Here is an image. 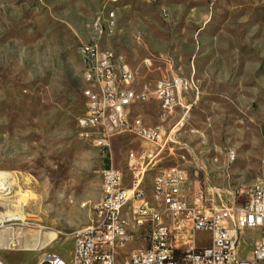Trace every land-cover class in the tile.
<instances>
[{"label": "rangeland", "instance_id": "obj_1", "mask_svg": "<svg viewBox=\"0 0 264 264\" xmlns=\"http://www.w3.org/2000/svg\"><path fill=\"white\" fill-rule=\"evenodd\" d=\"M90 39L123 56L130 87L152 88L171 74L191 81L147 166V186L157 168L177 166L228 204L234 191L264 181V0H0V171L14 176L0 211L19 201L24 216L0 220L19 238L16 248L0 241L7 264H41L48 252L67 258L73 232L101 198L106 159L130 187L127 153L152 147L112 134L105 154L79 136L85 83L76 48ZM132 110L159 124L155 100ZM49 233L57 239L34 249ZM140 246L138 235L119 259Z\"/></svg>", "mask_w": 264, "mask_h": 264}, {"label": "built area", "instance_id": "obj_2", "mask_svg": "<svg viewBox=\"0 0 264 264\" xmlns=\"http://www.w3.org/2000/svg\"><path fill=\"white\" fill-rule=\"evenodd\" d=\"M160 16L168 18L165 9ZM76 50L85 53L89 65V77H83L85 110L78 119L79 136L105 154L112 134L130 133L152 147L127 153L130 187L112 165L100 170L104 196L95 202L90 223L73 232L67 258L48 252L41 264H264V181L234 191L228 204L219 191L192 186L186 171L177 166L159 167L150 185L145 182L147 166L169 139L165 126L191 81L171 74L152 88L130 87L134 72L122 55L102 49L96 39L80 42ZM149 100L159 106L156 126L132 110ZM216 198L219 203H214ZM118 206H126L128 216H121ZM200 233L208 235L207 244H202L206 240ZM138 235L141 246L126 260L119 259ZM0 264L7 263L0 258Z\"/></svg>", "mask_w": 264, "mask_h": 264}, {"label": "bare ground", "instance_id": "obj_3", "mask_svg": "<svg viewBox=\"0 0 264 264\" xmlns=\"http://www.w3.org/2000/svg\"><path fill=\"white\" fill-rule=\"evenodd\" d=\"M167 17H168V14H167ZM78 54H79V57L82 61V65H83V77H89V65H88V61L85 59V53H79V51H78ZM84 138L86 139V137H84ZM100 176H101V187H102L101 197H103L104 196V177H103L102 173H100ZM13 178H14V176L10 172L0 171V198H4V199L6 197L8 198L7 194L11 193L12 188H13V181H12ZM10 205L11 206L9 209L5 208V210L0 211L1 222L13 221V220L23 221L24 216H23L22 212H20L19 201H13V203ZM93 208H95V205L93 206ZM93 208H92V210H93ZM118 213H121V216H128V208H126V206H118ZM14 231L3 230V229H2V231L0 230V241H1V246H3V248H5V247L16 248L17 239H19V238H18V236H16V233ZM18 232L20 233V231H18ZM55 239H57L56 234H54V233L46 234V235H44L43 241L40 244V246L34 247V249L40 250L46 245L47 241H54Z\"/></svg>", "mask_w": 264, "mask_h": 264}, {"label": "trees", "instance_id": "obj_4", "mask_svg": "<svg viewBox=\"0 0 264 264\" xmlns=\"http://www.w3.org/2000/svg\"><path fill=\"white\" fill-rule=\"evenodd\" d=\"M108 165V159H106V166Z\"/></svg>", "mask_w": 264, "mask_h": 264}, {"label": "crops", "instance_id": "obj_5", "mask_svg": "<svg viewBox=\"0 0 264 264\" xmlns=\"http://www.w3.org/2000/svg\"><path fill=\"white\" fill-rule=\"evenodd\" d=\"M150 145V144H149Z\"/></svg>", "mask_w": 264, "mask_h": 264}]
</instances>
